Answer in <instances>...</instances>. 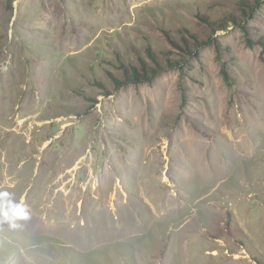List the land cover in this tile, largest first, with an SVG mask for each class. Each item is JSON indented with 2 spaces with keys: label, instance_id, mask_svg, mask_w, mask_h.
Here are the masks:
<instances>
[{
  "label": "rangeland",
  "instance_id": "rangeland-1",
  "mask_svg": "<svg viewBox=\"0 0 264 264\" xmlns=\"http://www.w3.org/2000/svg\"><path fill=\"white\" fill-rule=\"evenodd\" d=\"M262 38L264 0H0V264H264Z\"/></svg>",
  "mask_w": 264,
  "mask_h": 264
},
{
  "label": "trees",
  "instance_id": "trees-1",
  "mask_svg": "<svg viewBox=\"0 0 264 264\" xmlns=\"http://www.w3.org/2000/svg\"><path fill=\"white\" fill-rule=\"evenodd\" d=\"M244 33H245L246 36H247V37H246V44H247V46L250 47V48L254 47V45L252 44V43H254V42H253V40L249 37V32H247L246 30H244ZM257 43L260 44V45L264 48V38L259 39V40L257 41ZM160 71H161V70H157V71H155L154 74H158V73H160ZM222 73H223V76H224V78H225V81L229 84L230 82H229V79H228V77H227V71H226L225 67L223 68Z\"/></svg>",
  "mask_w": 264,
  "mask_h": 264
}]
</instances>
